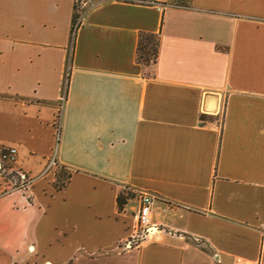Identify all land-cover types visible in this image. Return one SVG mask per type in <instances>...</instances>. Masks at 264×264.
I'll return each instance as SVG.
<instances>
[{
	"label": "crops",
	"instance_id": "1",
	"mask_svg": "<svg viewBox=\"0 0 264 264\" xmlns=\"http://www.w3.org/2000/svg\"><path fill=\"white\" fill-rule=\"evenodd\" d=\"M75 3L0 0V264H264V0Z\"/></svg>",
	"mask_w": 264,
	"mask_h": 264
},
{
	"label": "built area",
	"instance_id": "2",
	"mask_svg": "<svg viewBox=\"0 0 264 264\" xmlns=\"http://www.w3.org/2000/svg\"><path fill=\"white\" fill-rule=\"evenodd\" d=\"M63 97L60 99V106ZM6 150L3 153H0V175L6 178V174L14 172V182L11 183L12 189H19L23 193L28 194V189L31 183L30 176L20 170L10 169V162L14 160L16 154V148L13 146H0V151ZM50 164L56 165L53 160L50 161ZM6 167H5V166ZM129 193L128 189H124L123 195ZM137 199L139 202L138 211L136 214V223L130 230L128 234L124 237L119 238L114 245V249L117 251H124L130 248L137 247L148 235L154 230L163 229L162 225L153 223L150 218V213L154 201L157 199V196L149 191H142L137 194ZM262 231L264 232V224L261 226ZM262 248H264V237H262Z\"/></svg>",
	"mask_w": 264,
	"mask_h": 264
},
{
	"label": "trees",
	"instance_id": "3",
	"mask_svg": "<svg viewBox=\"0 0 264 264\" xmlns=\"http://www.w3.org/2000/svg\"><path fill=\"white\" fill-rule=\"evenodd\" d=\"M130 3H152L153 0H124ZM80 16V0H76L74 5V11L72 16V26H71V35L72 41L75 36L76 30L80 25L79 21ZM158 44H159V33L154 32H145L141 31L138 34L137 47H136V60L138 63L144 65H152L156 62L158 55ZM57 132L59 133V129L57 128ZM6 150L0 151V153L5 152ZM5 166V165H4ZM6 167V166H5ZM14 172L7 173L6 178L14 176ZM129 193L127 195H118L116 201L120 207L126 202V199L129 197Z\"/></svg>",
	"mask_w": 264,
	"mask_h": 264
},
{
	"label": "rangeland",
	"instance_id": "4",
	"mask_svg": "<svg viewBox=\"0 0 264 264\" xmlns=\"http://www.w3.org/2000/svg\"><path fill=\"white\" fill-rule=\"evenodd\" d=\"M14 180H15V178H14V176H12V177H9V182H14Z\"/></svg>",
	"mask_w": 264,
	"mask_h": 264
}]
</instances>
